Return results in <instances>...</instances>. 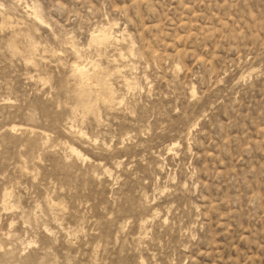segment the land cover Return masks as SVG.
I'll list each match as a JSON object with an SVG mask.
<instances>
[{"label":"rangeland","instance_id":"obj_1","mask_svg":"<svg viewBox=\"0 0 264 264\" xmlns=\"http://www.w3.org/2000/svg\"><path fill=\"white\" fill-rule=\"evenodd\" d=\"M0 12V264H264V0Z\"/></svg>","mask_w":264,"mask_h":264},{"label":"bare ground","instance_id":"obj_2","mask_svg":"<svg viewBox=\"0 0 264 264\" xmlns=\"http://www.w3.org/2000/svg\"><path fill=\"white\" fill-rule=\"evenodd\" d=\"M29 8H30V6H29ZM28 8V9H29ZM31 10H33V8L31 9ZM30 10V11H31ZM35 11V14H34V16H35V18H36V21L37 20H39V18L40 17H38V16H40V15H37L38 13L36 12V10H34ZM34 11H32V12H34ZM1 13V12H0ZM33 14V13H32ZM1 15V14H0ZM31 15V14H30ZM4 18H5V16H4ZM33 18V17H32ZM35 20V19H34ZM38 22V21H37ZM40 22V21H39ZM106 29V28H105ZM15 30V29H14ZM110 30V29H109ZM98 32V31H97ZM112 33H113V31H111ZM93 33V32H92ZM110 33V32H109ZM111 33V34H112ZM17 35V34H16ZM106 36H107V32L105 31V30H102V31H100L99 32V34H97V35H94L93 36V38L94 39H96L97 41H101V43L104 41L105 42V40H106ZM122 36V35H121ZM109 37H111V36H109ZM113 37V36H112ZM122 37H124V36H122ZM115 38L113 37V40H114ZM117 39V38H116ZM123 39V38H122ZM109 40V39H108ZM112 40V41H113ZM116 41V40H115ZM119 41V40H118ZM106 42H109V41H106ZM13 43H15V42H13ZM94 44V43H93ZM106 44V43H105ZM108 44H110V43H108ZM103 45V44H102ZM113 45V44H112ZM111 45V46H112ZM37 46V45H36ZM91 46V45H90ZM100 46V45H99ZM93 47V46H92ZM108 48V47H107ZM34 49V48H33ZM97 49V48H96ZM79 50V49H78ZM95 50V49H94ZM99 50V49H98ZM102 50V49H101ZM107 50V49H106ZM36 51H37V49H36ZM44 51V50H43ZM128 51H129V49H128ZM132 50H130V52H131ZM34 52V51H33ZM48 52V51H47ZM72 52V51H71ZM77 52V51H76ZM80 52V51H79ZM129 52V53H130ZM35 53V52H34ZM56 53V52H55ZM55 53H53V55L52 56H54V54ZM74 53V52H73ZM72 53V54H73ZM81 53V52H80ZM80 53H78L77 52V58H76V60L74 61V63L72 64V70L71 71H73V72H69V73H74L75 74V76L79 79V81H80V83L82 84V86L83 87H85V89L84 90H86V88H91L92 86H95V85H93V84H96V85H98L99 86V89L98 90H102L103 92H105L106 93V97H107V95H109V94H111V91L114 89L113 87V89L111 88V86H109V85H107L106 83H104L103 82V77H105L106 76V74H108L109 72L108 71H105L106 69H101V68H99V67H101V66H99V65H97L96 63H94V62H91V61H89V59H88V61L87 60H85L84 58H83V56L80 54ZM102 53V52H101ZM133 53V55H134V52H132ZM132 53H130V56H132L131 54ZM105 54V53H104ZM76 55H74V56H76ZM31 56V55H30ZM36 56V55H35ZM84 56H86V55H84ZM100 57H101V55H100ZM134 56H132V57H130V58H133ZM87 58H89V56L87 57ZM32 59V58H31ZM37 59H38V57H37ZM90 59H91V57H90ZM36 60V59H35ZM34 60V61H35ZM43 60V59H42ZM114 60V59H113ZM129 60V59H128ZM133 59H131V60H129V61H132ZM98 61V60H97ZM121 61V60H120ZM111 62V61H110ZM117 62V61H116ZM113 63V62H112ZM122 63V62H121ZM107 64V63H106ZM106 64H105V66H106ZM111 64V63H110ZM104 64H102V66H103ZM108 66V65H107ZM116 66V65H115ZM111 67V69H112V66H110ZM114 67V66H113ZM118 67H120V66H118ZM124 67H125V65H124ZM125 69V68H124ZM113 70V69H112ZM118 70V69H117ZM116 70V71H117ZM116 71H110V72H116ZM122 71V70H121ZM124 71V70H123ZM119 72V71H118ZM117 73V72H116ZM113 74V73H112ZM117 74H119V73H117ZM71 76V75H70ZM31 78V77H30ZM74 78V77H73ZM133 79V78H132ZM70 80H73V79H70ZM74 81H77V80H75L74 79ZM109 81V80H108ZM126 82V79H124V82L123 83H125ZM130 82V81H129ZM108 83V82H107ZM75 84V83H74ZM76 85V84H75ZM111 85V84H110ZM127 85H128V83H127ZM74 86V85H73ZM79 86V85H78ZM78 86H76L75 88H77ZM133 86V85H132ZM80 87V86H79ZM97 86H95L94 88L95 89H97L96 88ZM130 88V87H129ZM129 88H128V90H129ZM135 88V87H134ZM77 90H78V88H77ZM80 91H82V88H81V90ZM87 92V91H86ZM76 94V93H75ZM96 94H98V93H96ZM101 94V93H100ZM103 95V94H102ZM102 95H101V97H102ZM97 96V95H96ZM97 97H99V96H97ZM101 97H99V98H101ZM115 97V96H114ZM72 98V97H71ZM104 98V97H103ZM103 98H102V100H103ZM90 99H91V97H90ZM93 99V98H92ZM9 100V99H8ZM84 100V99H83ZM82 100V101H83ZM96 100V99H95ZM107 100H109V99H107ZM93 101V103H94V99L92 100ZM111 100H109V102H110ZM84 102V101H83ZM97 102V101H96ZM115 102V101H114ZM91 103V102H90ZM106 103H108V102H106ZM77 104V103H76ZM85 104H86V102H85ZM97 104V103H96ZM94 105V104H93ZM83 106H85V105H83ZM104 106H105V103H104ZM95 107V106H94ZM97 107V106H96ZM107 107H109V108H111L109 105H107ZM113 109V108H112ZM106 110H107V108H106ZM72 111H73V109H72ZM99 114V113H98ZM84 118V117H83ZM97 121V120H96ZM15 127V126H14ZM13 127V128H14ZM12 128V127H11ZM15 130H16V128H15ZM14 130V131H15ZM68 131V130H67ZM72 135V134H71ZM78 136V135H77ZM79 136H81V134L79 135ZM87 136H85V138H86ZM175 142L172 144V145H169V146H172V148H171V150H173V148L175 147ZM70 148V147H69ZM71 149V148H70ZM175 149V148H174ZM72 150V149H71ZM73 151V150H72ZM174 151V150H173ZM71 152V151H70ZM74 152V151H73ZM168 152H170V150L168 151ZM79 153V152H78ZM76 155V154H75ZM81 155V154H80ZM81 158V157H80ZM97 167V166H96ZM23 168V167H22ZM21 168V169H22ZM25 169H27V168H25ZM22 172V171H21ZM27 172V171H26ZM26 172H25V174H26ZM29 173V172H28ZM24 174V175H25ZM33 174V173H32ZM106 174V173H105ZM108 174H110V172L108 173ZM107 175V174H106ZM105 175V176H106ZM27 176V175H26ZM33 176V175H32ZM35 176V175H34ZM109 176V175H108ZM29 177V176H28ZM31 178V177H30ZM35 179V178H34ZM11 191V190H10ZM6 192V191H5ZM6 194V193H5ZM12 194H13V192H12ZM4 195V194H3ZM9 195H10V193H9ZM5 197V196H4ZM9 197V196H8ZM12 197V196H11ZM48 198H50V197H48ZM3 199V198H2ZM7 199V198H6ZM5 200V199H4ZM46 200H48V199H46ZM53 200V199H52ZM3 201V200H2ZM50 201H51V199H50ZM53 202V201H52ZM145 202H147V201H145ZM11 203V202H10ZM55 204V203H54ZM3 205H4V203H3ZM7 205V204H6ZM52 205V204H51ZM50 206V205H49ZM56 206V205H55ZM10 207H13L12 205H10ZM36 207V206H35ZM1 208H3V207H1ZM39 208V207H38ZM4 210H5V208H4ZM3 210V211H4ZM34 210V209H33ZM36 210V209H35ZM34 210V211H35ZM7 211V210H6ZM37 212H40V211H38L37 210ZM29 213H31V212H29ZM51 213V212H50ZM58 213V212H57ZM156 213V212H155ZM39 214V213H38ZM153 214V213H152ZM23 215V214H22ZM30 216V215H29ZM150 216V215H149ZM25 217V216H24ZM27 217H28V215H27ZM26 218V217H25ZM150 218V217H149ZM148 218V219H149ZM29 219H30V217H29ZM56 219V217L54 218V220ZM147 219V218H146ZM24 220V219H23ZM58 220V219H57ZM61 220V219H60ZM144 221V220H143ZM147 221V220H146ZM146 221H145V224H146ZM163 221V220H162ZM12 222V221H11ZM29 222V221H28ZM57 222V221H56ZM55 222V223H56ZM142 222V221H141ZM161 222V221H160ZM164 223V222H163ZM10 224H12V223H10ZM57 224V223H56ZM143 225V224H142ZM46 226V225H45ZM59 226V225H58ZM147 227V226H146ZM44 228V230H45V227H43ZM49 228V227H48ZM47 228V229H48ZM57 228V227H56ZM140 228V227H139ZM142 228H145V227H142ZM49 230V229H48ZM78 230V229H77ZM145 230V229H144ZM146 230H148V229H146ZM146 230L145 231H143V233H146L147 234V232H146ZM47 230H45V232H46ZM64 231V230H63ZM141 231V230H140ZM10 232V231H9ZM49 232V231H48ZM49 233H51V231L49 232ZM66 233V232H65ZM78 233V232H77ZM142 233V232H141ZM45 234H47V233H45ZM52 234V233H51ZM9 235H10V233H9ZM9 235H8V237H9ZM13 235V234H12ZM18 236V235H17ZM74 236V235H73ZM5 237V236H4ZM12 237H14V236H12ZM11 237V238H12ZM139 237V236H138ZM144 237V236H143ZM17 238V237H16ZM142 238V236L140 237V239ZM8 239V238H7ZM18 239V238H17ZM20 239V238H19ZM145 240V239H144ZM16 241H19V240H16ZM140 241V240H139ZM22 243V242H21ZM32 243H34V241H32ZM69 243V242H68ZM4 245V244H3ZM28 245V244H27ZM30 245V244H29ZM28 245V246H29ZM1 247V246H0ZM2 248V247H1ZM8 251V250H7ZM6 252V251H5ZM11 252V251H10ZM12 253H13V251H12ZM46 254H47V252H45ZM6 254V253H5ZM8 254V253H7ZM3 256H4V252H3V254H2ZM44 255V254H43ZM6 256V255H5ZM9 256H11V255H9ZM7 257V256H6ZM44 261V260H43ZM34 262V261H33ZM141 262V261H140ZM142 263H144V262H142Z\"/></svg>","mask_w":264,"mask_h":264}]
</instances>
